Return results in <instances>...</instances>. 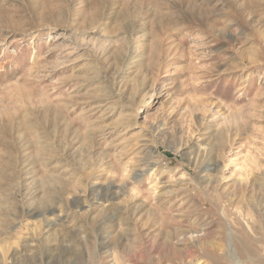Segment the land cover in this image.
<instances>
[{
  "label": "rangeland",
  "instance_id": "rangeland-1",
  "mask_svg": "<svg viewBox=\"0 0 264 264\" xmlns=\"http://www.w3.org/2000/svg\"><path fill=\"white\" fill-rule=\"evenodd\" d=\"M0 264H264V0H0Z\"/></svg>",
  "mask_w": 264,
  "mask_h": 264
}]
</instances>
